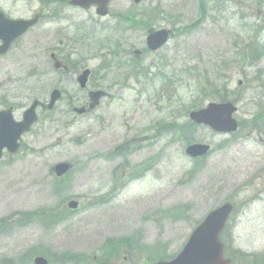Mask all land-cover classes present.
Segmentation results:
<instances>
[{
    "label": "rangeland",
    "instance_id": "374dc122",
    "mask_svg": "<svg viewBox=\"0 0 264 264\" xmlns=\"http://www.w3.org/2000/svg\"><path fill=\"white\" fill-rule=\"evenodd\" d=\"M202 1L113 0L99 17L65 0H0L12 19L42 13L0 56V109L13 105L19 120L32 100L61 92L52 115L38 111L23 148L0 159L1 263L32 264L33 252L48 264H81L61 257L109 249L112 264L170 260L210 210L229 202L225 254L231 264H264V0ZM149 22L173 34L145 54ZM51 50L69 74L52 70ZM107 57L111 68L102 71ZM83 68L91 76L80 90ZM96 86L109 96L85 115L72 113ZM221 100L236 105L235 133L189 121L191 110ZM188 140L210 145L198 164L184 155ZM61 161L73 170L59 187L49 167ZM65 198L79 207L59 222L13 220Z\"/></svg>",
    "mask_w": 264,
    "mask_h": 264
},
{
    "label": "water",
    "instance_id": "95a60500",
    "mask_svg": "<svg viewBox=\"0 0 264 264\" xmlns=\"http://www.w3.org/2000/svg\"><path fill=\"white\" fill-rule=\"evenodd\" d=\"M81 5H88L91 2L98 4V12L105 13L106 4L109 0H74ZM137 2L138 0H134ZM23 22H10L5 20L0 14V38L3 39V44L0 46V53L4 52L9 45V42L14 39L26 27ZM168 32L158 30L155 32L149 31L146 38L147 47L150 50H155L161 46L167 39ZM58 66L57 63L54 64ZM87 72H83L79 77L80 85L84 86V77ZM58 92L53 91L49 108L52 107L53 101L58 97ZM91 103L89 109L96 104V98L99 93H90ZM37 102H33L31 107L23 113L21 122H14L11 118L10 111L0 112V156L3 147H6L9 152H15L18 144L17 139L22 132L27 131L32 122L36 119L33 108ZM83 108L75 109L76 112H83ZM235 107L230 102L225 103H209L205 108L193 111L189 114L191 120L197 124H204L218 132L235 131L237 125L232 118V113ZM209 146L202 143L190 144L185 148V153L192 157H201L207 153ZM67 163H59L53 167L56 176H61L68 170ZM75 201L68 202L69 208H75ZM232 206L229 203H224L215 210L208 213L204 221L192 232L187 244L180 254L170 262H158L157 264H228L229 260L222 259V245L219 242V233L221 232ZM34 264H47L46 261L37 257L34 259Z\"/></svg>",
    "mask_w": 264,
    "mask_h": 264
},
{
    "label": "trees",
    "instance_id": "16d2710c",
    "mask_svg": "<svg viewBox=\"0 0 264 264\" xmlns=\"http://www.w3.org/2000/svg\"><path fill=\"white\" fill-rule=\"evenodd\" d=\"M257 55V54H256ZM256 55H254V57H256ZM191 140H188L187 142H189ZM33 216V213H24L21 215L20 217V221L24 222L27 221L29 218H31ZM114 245V244H113Z\"/></svg>",
    "mask_w": 264,
    "mask_h": 264
}]
</instances>
